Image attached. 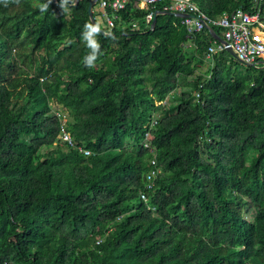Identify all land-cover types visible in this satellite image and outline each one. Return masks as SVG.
Masks as SVG:
<instances>
[{
	"label": "trees",
	"instance_id": "trees-1",
	"mask_svg": "<svg viewBox=\"0 0 264 264\" xmlns=\"http://www.w3.org/2000/svg\"><path fill=\"white\" fill-rule=\"evenodd\" d=\"M194 1L215 16L253 0ZM45 2L0 4V264H264V66L206 56L214 33L189 38L176 12L131 29L149 6L130 0L89 68V0ZM53 97L91 153L57 141Z\"/></svg>",
	"mask_w": 264,
	"mask_h": 264
},
{
	"label": "built area",
	"instance_id": "built-area-1",
	"mask_svg": "<svg viewBox=\"0 0 264 264\" xmlns=\"http://www.w3.org/2000/svg\"><path fill=\"white\" fill-rule=\"evenodd\" d=\"M128 1L130 0H96L93 9H95L97 21L101 22L107 30L111 29L115 24L116 12L124 8ZM137 1L140 7L149 6V9L143 15L142 25H139L136 20L130 21L131 29L152 28L154 26L152 19L159 10L161 12L181 13L180 22L185 25L189 38H192L195 32L201 31L205 27L213 28L212 26H216L221 31V36L229 42L239 60L257 67L264 66V0H253L248 8L237 6L230 10H224L215 16L209 15L194 0ZM157 4L160 5V9L156 7ZM224 48V43L214 37L207 46L205 55L211 56V54ZM194 93L196 96L198 95L197 90ZM51 100L52 112L59 121L57 141L75 146L77 151L84 154L91 153L89 148L75 142L67 129L68 110L63 109L57 102L53 104ZM157 121V113H153L144 125L142 139L144 147H151V139L153 138L151 128L156 125ZM149 161L151 168L146 173L143 188L139 190V196L143 200L148 199L146 191L153 188L154 179L160 170L153 150Z\"/></svg>",
	"mask_w": 264,
	"mask_h": 264
},
{
	"label": "clouds",
	"instance_id": "clouds-1",
	"mask_svg": "<svg viewBox=\"0 0 264 264\" xmlns=\"http://www.w3.org/2000/svg\"><path fill=\"white\" fill-rule=\"evenodd\" d=\"M19 2V0H17ZM52 3V0H47V2L38 4L41 14L48 11L49 5ZM72 4L73 6L76 3V0H60V8L62 12H68V5ZM0 4H3L5 7L8 6L9 0H0ZM102 33V28L99 22L96 23H86L84 25V30L82 32V40L85 42L86 46L91 50L87 56L83 58V63L89 68H94L96 66V61L101 54V45L97 37ZM103 34L106 37L111 36V33L103 31Z\"/></svg>",
	"mask_w": 264,
	"mask_h": 264
},
{
	"label": "water",
	"instance_id": "water-1",
	"mask_svg": "<svg viewBox=\"0 0 264 264\" xmlns=\"http://www.w3.org/2000/svg\"><path fill=\"white\" fill-rule=\"evenodd\" d=\"M95 1H96V0H89V4H88V8H87V10H88V14H89V17H90L92 23H96V22H97V21L94 19V17H93V13H92V7H93ZM170 12H172V11H170ZM176 14L179 15V16H182L181 13H176ZM155 22H156V15H154V17H153V19H152V24L154 25ZM101 28H102V27H101ZM208 28L214 33V37H215L217 40H219V41H221V42L224 43V45H225V49H227V50L231 53V55H233L235 58H237L235 52H234L233 49L230 47L229 42H228L226 39H224L221 35L217 34V33L214 31L213 28H211V27H208ZM102 31H103V28H102ZM237 59H238V58H237Z\"/></svg>",
	"mask_w": 264,
	"mask_h": 264
},
{
	"label": "rangeland",
	"instance_id": "rangeland-1",
	"mask_svg": "<svg viewBox=\"0 0 264 264\" xmlns=\"http://www.w3.org/2000/svg\"><path fill=\"white\" fill-rule=\"evenodd\" d=\"M206 68H207V62L204 61V62L201 63V65H199V66L197 67V70L203 71V70L206 69ZM51 102H52L53 104H55V103H56V99L53 97L52 100H51ZM250 155H251V154H250ZM245 215L248 216V217H251V213H250V212L246 213Z\"/></svg>",
	"mask_w": 264,
	"mask_h": 264
},
{
	"label": "crops",
	"instance_id": "crops-1",
	"mask_svg": "<svg viewBox=\"0 0 264 264\" xmlns=\"http://www.w3.org/2000/svg\"><path fill=\"white\" fill-rule=\"evenodd\" d=\"M188 44H189V42H188ZM166 100H168V98H166Z\"/></svg>",
	"mask_w": 264,
	"mask_h": 264
}]
</instances>
